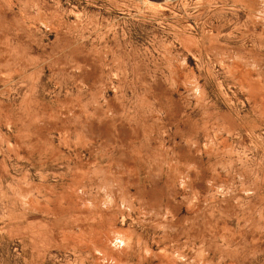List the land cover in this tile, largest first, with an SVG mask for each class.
<instances>
[{
	"label": "rangeland",
	"instance_id": "rangeland-1",
	"mask_svg": "<svg viewBox=\"0 0 264 264\" xmlns=\"http://www.w3.org/2000/svg\"><path fill=\"white\" fill-rule=\"evenodd\" d=\"M0 264H264V0H0Z\"/></svg>",
	"mask_w": 264,
	"mask_h": 264
}]
</instances>
